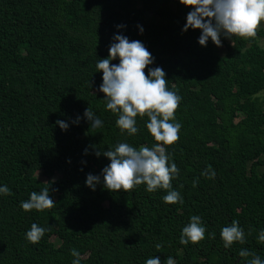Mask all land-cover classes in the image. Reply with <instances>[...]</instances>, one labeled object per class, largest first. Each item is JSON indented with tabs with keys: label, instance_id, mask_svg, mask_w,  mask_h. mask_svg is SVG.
<instances>
[{
	"label": "trees",
	"instance_id": "16d2710c",
	"mask_svg": "<svg viewBox=\"0 0 264 264\" xmlns=\"http://www.w3.org/2000/svg\"><path fill=\"white\" fill-rule=\"evenodd\" d=\"M190 10L179 0H0V186L12 191L0 194V264H72L73 248L81 264H145L155 256L161 264L168 256L176 264H246L251 257H240L241 249L264 259L257 241L264 230V47L258 35L223 38L222 54L211 39L201 46L200 29L182 31ZM114 34L141 41L154 57L148 67H161L168 89L182 97L180 139L166 146L180 169L172 184L182 204L163 202L166 191L149 193L146 185L103 187L110 160L96 151L156 143L147 117L137 120L135 136L121 133L98 90L96 64ZM88 107L102 127H90ZM208 165L214 179L201 175ZM89 173L101 176L94 191ZM47 186L55 207H20ZM193 215L202 217L206 238L183 245L181 230ZM234 219L251 235L225 248L220 230ZM32 223L50 229L38 244L26 239Z\"/></svg>",
	"mask_w": 264,
	"mask_h": 264
},
{
	"label": "clouds",
	"instance_id": "9594fccd",
	"mask_svg": "<svg viewBox=\"0 0 264 264\" xmlns=\"http://www.w3.org/2000/svg\"><path fill=\"white\" fill-rule=\"evenodd\" d=\"M185 6H190L186 23L182 31L200 29L198 43L207 46L209 39L218 47L222 46L221 36L232 39L233 36L249 40L255 39L258 29L264 22V0H179ZM123 28L125 25H117ZM143 32V28H140ZM108 49L107 58L99 59L96 71H102V84L99 91L103 92L106 108L116 114L115 123L121 133L135 136L139 128L137 120L147 117L146 128L156 143L152 147H133L126 142L118 143L114 149L96 151L110 160L103 167V187L109 191L124 190L130 192L141 185H146L145 190L154 193L165 190L162 197L167 204H182L183 197L173 189L172 181L177 179L180 169L172 161L166 146L176 144L179 132L182 128L176 119V111L180 106L182 97L177 91L167 87L166 73L161 67L150 68L154 57L152 53L139 40H129L123 34H114ZM119 59V64L111 61ZM147 68V74L145 69ZM90 83V82H89ZM91 86V83H90ZM84 116L90 121V127L99 128L103 121L88 107ZM80 117L73 123L78 124ZM62 130H67L69 124L63 120H57ZM87 153V149H85ZM70 162V161H69ZM209 179H214L215 171L211 165L201 173ZM101 182L100 175L89 173L86 185L93 191ZM198 184V178L193 181V187ZM182 187V185H181ZM50 187H44L41 191H32L29 199L22 201L20 207L25 212L36 210L43 212L55 207L56 202L50 197ZM0 194L12 195L11 189L5 184L0 186ZM50 229L32 223L30 230L26 232V239L32 244H38ZM251 231L247 235H251ZM207 228L202 217L193 215L190 222L181 230L180 243L188 245L199 244L206 238ZM215 232L209 233L208 238H215ZM247 235L237 220H232L228 226L220 230V237L225 248H231L234 244L246 243ZM258 243L264 244V230H260L257 236ZM159 250L162 245L156 244ZM74 259L72 264H81L80 252L73 248L70 253ZM239 256L247 259L246 264H264V259L248 249H241ZM145 264H161L159 257L148 258ZM164 264H176V261L168 256Z\"/></svg>",
	"mask_w": 264,
	"mask_h": 264
},
{
	"label": "rangeland",
	"instance_id": "374dc122",
	"mask_svg": "<svg viewBox=\"0 0 264 264\" xmlns=\"http://www.w3.org/2000/svg\"><path fill=\"white\" fill-rule=\"evenodd\" d=\"M263 31V34H259V31ZM223 38H225L226 41H230L229 38H226L224 36H221V40H222V46L221 47H218L216 46L214 43H213V47L215 48V50L222 54L224 52V49H225V44H224V40ZM258 41H259V44L264 47V22H262L261 24V27L258 29ZM41 178L45 181V179L41 176ZM52 240H54L55 242H57L56 238L55 237H52Z\"/></svg>",
	"mask_w": 264,
	"mask_h": 264
}]
</instances>
